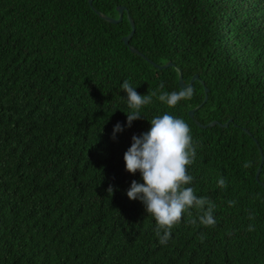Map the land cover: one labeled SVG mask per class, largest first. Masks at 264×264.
Segmentation results:
<instances>
[{
	"label": "trees",
	"instance_id": "obj_1",
	"mask_svg": "<svg viewBox=\"0 0 264 264\" xmlns=\"http://www.w3.org/2000/svg\"><path fill=\"white\" fill-rule=\"evenodd\" d=\"M92 6L114 19L124 7L130 45L146 59L123 44L126 11L114 25L88 0H0V264H264L254 142L264 183V0ZM147 60L171 62L186 84L198 75L204 86L194 82L191 98L169 107L158 97L184 90L178 74ZM125 80L141 96L156 93L130 127ZM204 87L194 119L231 120L227 128L188 116ZM165 113L190 129L196 156L183 187L214 205L216 223L201 224L209 205H193L162 245L154 217L127 196L144 181L126 171L124 155Z\"/></svg>",
	"mask_w": 264,
	"mask_h": 264
},
{
	"label": "clouds",
	"instance_id": "obj_2",
	"mask_svg": "<svg viewBox=\"0 0 264 264\" xmlns=\"http://www.w3.org/2000/svg\"><path fill=\"white\" fill-rule=\"evenodd\" d=\"M121 87L127 93L128 107L131 110L126 114L130 127L132 121L141 117V107L149 104L156 93L141 96L128 80ZM160 88H163V84ZM192 94L193 90L186 88L178 92H162L158 98L169 107H174L179 101L190 99ZM150 123V131L139 138L134 136L132 146L124 155L126 171L131 174L139 171L144 181L143 184L133 181L127 196L130 200L139 198L145 205L146 212L154 217L158 225L155 229L156 236L163 245L170 239L172 227L180 222L184 211L193 205L201 209L204 205H209L207 211L200 216L201 224L213 226L216 221L213 217L214 205L206 197L198 198L193 188L183 187L193 180L187 173V166L194 162L196 156L188 125L182 119L167 113L153 118ZM120 131L121 125L117 124L114 133ZM244 167H251V162H246ZM218 186L226 187L225 179H218ZM249 230H252L251 226Z\"/></svg>",
	"mask_w": 264,
	"mask_h": 264
},
{
	"label": "water",
	"instance_id": "obj_3",
	"mask_svg": "<svg viewBox=\"0 0 264 264\" xmlns=\"http://www.w3.org/2000/svg\"><path fill=\"white\" fill-rule=\"evenodd\" d=\"M92 3H93V0H88V4L91 7V9L93 10V12L96 15H98L101 19H103L104 21H106L107 23L116 25V24H119L122 21L123 13L126 11L124 9V7H118L117 8L118 18L117 19H114V18L108 17L107 15L103 14L102 12L97 11L95 8H93ZM126 17H127V20H128V22L130 24L131 32L129 33L128 36H126V37L123 38V40H122L123 41V44L126 47H128V49H129V51L131 53H133L135 55H138L140 57L145 58L144 55H142L137 49H135L133 46L130 45V40H131V38H132V36L134 34V31H135V25H134V22H133L132 18L127 13V11H126ZM147 61H148V63H150L153 67L157 68L158 70H164V69H168V68H174L175 71L178 74V86L181 89L190 88L193 85V83L194 82H197V81H199L204 86V82L199 79L198 75H194L192 77V79L190 80V82L188 84H186L185 81L183 80L182 71L177 66H175L173 63H171V62H168V63H166L164 65H157V64L151 62L150 60H147ZM208 93H209V90L206 87H204V98H203L202 103H200L194 109H192L191 111H189L188 112V116L200 128H211V127H214V126H219L221 128H227L229 126V124L232 122L231 120H229V121H227L226 123H223V124H221V123H219L217 121H212V122H209L207 125H202V124H200L198 121H196L194 119L195 112L198 111L207 102V100H208ZM244 132L246 134L250 135V133L247 130H245V129H244ZM254 142L258 146L259 154H260V157H261L260 165H259V167H258V169L256 171V174H255V180H256V182L262 188H264V183L261 182L260 179H259V175H260V172H261V169H262V165H263V152H262L261 148L259 147V145L257 144L256 140H254Z\"/></svg>",
	"mask_w": 264,
	"mask_h": 264
},
{
	"label": "rangeland",
	"instance_id": "obj_4",
	"mask_svg": "<svg viewBox=\"0 0 264 264\" xmlns=\"http://www.w3.org/2000/svg\"><path fill=\"white\" fill-rule=\"evenodd\" d=\"M91 8V7H90ZM93 11V10H92ZM127 13H129V12H127Z\"/></svg>",
	"mask_w": 264,
	"mask_h": 264
}]
</instances>
